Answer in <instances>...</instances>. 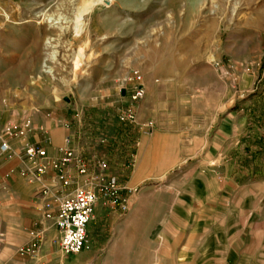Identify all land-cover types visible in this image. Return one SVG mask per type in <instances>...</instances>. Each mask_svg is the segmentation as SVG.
<instances>
[{
	"label": "rangeland",
	"instance_id": "374dc122",
	"mask_svg": "<svg viewBox=\"0 0 264 264\" xmlns=\"http://www.w3.org/2000/svg\"><path fill=\"white\" fill-rule=\"evenodd\" d=\"M132 69L145 93L128 124ZM23 121L39 138L69 128L98 181L121 188L117 220L163 238L160 253L264 264V0H0V128ZM57 237L37 208L0 211V264H74Z\"/></svg>",
	"mask_w": 264,
	"mask_h": 264
},
{
	"label": "built area",
	"instance_id": "2783aa9c",
	"mask_svg": "<svg viewBox=\"0 0 264 264\" xmlns=\"http://www.w3.org/2000/svg\"><path fill=\"white\" fill-rule=\"evenodd\" d=\"M121 90L124 93L121 94ZM122 97H128V103L119 113V120L123 123L134 124L137 120V104L143 99L145 89L142 75L137 69L130 70L123 79V86L119 88ZM148 132L152 122L140 124ZM31 129L29 121L18 124H5L0 128V159L15 156L23 164L22 174L27 180H41L49 171L54 172V179L61 189L52 190L46 185L40 186L37 197L41 200L38 209L41 218L52 221L58 237L55 243L63 255L80 252L86 241V229L92 218L93 208L99 199L110 202L122 212L126 208L125 200L121 196L114 177L100 183L99 177L90 169V164L77 153L73 138L66 136L62 146L58 149L59 156L50 158L44 147L24 142L19 149H15L12 141L25 138ZM104 164L97 163V166ZM73 166L83 181L76 184L70 192L65 189L72 184L68 168ZM43 230L33 234L32 238L42 241Z\"/></svg>",
	"mask_w": 264,
	"mask_h": 264
},
{
	"label": "crops",
	"instance_id": "0c3cea01",
	"mask_svg": "<svg viewBox=\"0 0 264 264\" xmlns=\"http://www.w3.org/2000/svg\"><path fill=\"white\" fill-rule=\"evenodd\" d=\"M69 131V128L65 127L62 122L54 127L51 124H45L42 138H39L38 134L33 131L22 140L12 141V145L18 150L24 142L36 144L44 147L50 158H55L59 156L58 149L62 146L63 139L69 135ZM76 150L82 156L79 149L76 148ZM22 168V162L15 156L0 159V211L2 212L16 213L20 212L22 208H37L38 210L41 200L36 194L40 186L46 185L52 190L61 189L54 179V172L49 171L38 181L27 180L23 177ZM68 172L72 178V184L65 189L66 192H70L76 184L81 183L84 179L78 176L73 166L68 168ZM99 200L94 205L92 218L87 225L85 245L80 252L71 256V263L95 264L99 260L114 261L119 256L130 261L133 258V260L139 258L148 261L150 254L154 257L156 264H165V260L170 261L169 264H196L194 262L211 264L208 263L211 262V254L200 252L199 249L194 251L183 248L178 253L175 250L172 251L171 248L169 253H160L161 245L163 246L160 241H163V238L148 241L147 232L139 234L141 226H138L133 218L127 217L123 221H118L117 215H120V211L110 202ZM157 240L158 245L155 252H149L148 245L156 244ZM199 241H202V238ZM136 245L141 247L137 249L134 247ZM133 254L134 257H132Z\"/></svg>",
	"mask_w": 264,
	"mask_h": 264
},
{
	"label": "bare ground",
	"instance_id": "6f19581e",
	"mask_svg": "<svg viewBox=\"0 0 264 264\" xmlns=\"http://www.w3.org/2000/svg\"><path fill=\"white\" fill-rule=\"evenodd\" d=\"M43 17H44V16H43ZM30 18H31V17H30ZM34 18H35V17H34ZM45 20H46L49 24H52V25H54V24L57 23V22H54L53 19H50V18H46ZM27 21H28V20H27ZM27 21H24V22H27ZM24 22H22V23H24ZM38 24H39V23H38ZM43 45H44L45 48H50L51 45H50L49 39H45ZM51 53H52V52H47L46 55H45V57L43 58V60H42V62H41L42 72L45 73V74H47V75H49V76H53V70H52V68H51L50 66H48V65L46 64V62H48L47 60H49V58H50V60H51V58L53 57ZM53 59H54V58H53ZM49 62H51V61H49Z\"/></svg>",
	"mask_w": 264,
	"mask_h": 264
},
{
	"label": "water",
	"instance_id": "95a60500",
	"mask_svg": "<svg viewBox=\"0 0 264 264\" xmlns=\"http://www.w3.org/2000/svg\"><path fill=\"white\" fill-rule=\"evenodd\" d=\"M124 93V90H121V94H123Z\"/></svg>",
	"mask_w": 264,
	"mask_h": 264
}]
</instances>
